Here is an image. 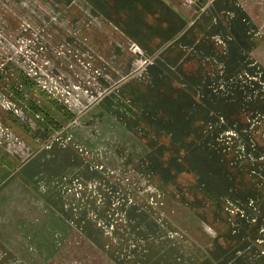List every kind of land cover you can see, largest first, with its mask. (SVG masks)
<instances>
[{
  "label": "rangeland",
  "instance_id": "obj_1",
  "mask_svg": "<svg viewBox=\"0 0 264 264\" xmlns=\"http://www.w3.org/2000/svg\"><path fill=\"white\" fill-rule=\"evenodd\" d=\"M174 1L186 11L188 32L195 37L191 41L195 51L189 49L188 54L199 67L203 63L205 73L204 81L190 82L195 79L190 77L184 82L181 77L179 85L181 89L187 83L183 89L195 103L197 112L189 124L193 128L154 130L149 128L154 114L149 113L142 121L148 130H129L140 143L124 145L119 143L125 131L116 106L106 108L103 102L117 98L125 112L138 110L142 100L145 109L143 95L154 93L150 77H125V83L136 85L116 88L121 77H103L89 56L71 54L67 35L56 48L51 33H36L43 23L36 17L37 0H0V122L13 137L10 148L0 145V159L8 162V154L15 159L12 166L5 161L4 173L0 166L1 175L9 171L13 175L7 183L0 181V238L17 253L25 249L21 257H10L0 244V264H102L104 256L112 264H153L163 249L176 250L168 240L198 228L220 234L240 253L246 249L245 264H262L264 0ZM45 4L51 8V1ZM45 20L50 25L51 18ZM201 96L207 98L203 104L195 101ZM147 109L153 111L152 105ZM140 133L149 135L150 144H144ZM56 139L70 140L92 155L101 173L107 174L86 179L98 187L94 193L86 189L85 178L63 180L65 186L75 181L77 189L83 187L75 200L64 202L76 209L71 223L77 233L92 235L93 241L69 242L66 236L65 241H47L51 213L35 208L48 201L46 193L17 186L14 175L20 173L15 170L27 156L26 145L36 151L49 148ZM15 154L25 155L18 159ZM102 199L105 214L96 206ZM91 215L101 219L105 237H112L103 238L94 225L89 226L90 233L86 226L84 233L81 219L87 222ZM37 222L44 228L42 242L34 241L38 234L28 232ZM63 231L68 235L66 228ZM94 249L100 256L91 253Z\"/></svg>",
  "mask_w": 264,
  "mask_h": 264
},
{
  "label": "crops",
  "instance_id": "obj_2",
  "mask_svg": "<svg viewBox=\"0 0 264 264\" xmlns=\"http://www.w3.org/2000/svg\"><path fill=\"white\" fill-rule=\"evenodd\" d=\"M47 1H51V8L45 4ZM38 3L40 8L36 10L37 13L35 12L36 17L41 18L43 23L36 33H51L52 41L57 44L56 48L62 47L59 46L61 38L66 39L65 35H67V49L71 54L89 56L92 64L102 69L101 76L103 77H121V80H118L121 84L116 88L127 89L128 85H136L131 82L125 83V77H150L148 83L154 93L143 95V100L146 101L145 109L142 108V100L139 101L138 110L131 109L125 112L119 109L115 97V102L111 99L112 97L103 102L106 108L111 107L114 103L115 113L122 119L124 126L121 128L127 134L123 132L122 136L125 137L121 139L120 144L140 143V138L133 137L129 130H148L147 124L144 125L142 121L146 120L149 113L154 114L153 119L149 121L151 123L149 128L154 130L166 129V127L167 129L173 127L172 129L181 128L183 130L193 128L189 124H193L191 118L193 111L197 112L194 108L195 103L189 101V93L187 89H183L187 88V83L181 89L179 85H181V77H184V82H188L190 77H195L190 82L204 81L205 73L203 63H200L199 67L198 60L191 59V56L194 55L189 56L188 54L189 49L195 51L196 45H191V41H194L195 37L191 39L193 33L188 32L191 27L188 25L186 11L181 10V5L175 3L174 0H37V5ZM49 8L51 13L47 12ZM48 17L51 18L50 25L46 20L44 21ZM136 47L140 49V52H136ZM103 90L107 92L106 89ZM128 93L129 91L126 90L123 96L127 98ZM115 94L118 96L117 93ZM149 99L150 103H147ZM205 100L207 98L205 99L204 96L195 99V101H202V104ZM149 104L152 105L153 111H148ZM140 111L144 114L138 115ZM198 127L199 129L203 128V126ZM8 133L10 134V129L1 121L0 145L3 147L7 145L10 148L9 144L13 142V137ZM138 135L143 138L144 144H150L149 135L145 136L141 133ZM152 139L156 141L155 133H152ZM54 141L49 148L40 146L41 149L36 151H32L25 144L27 156L23 154L25 157L24 160L21 159L22 165L15 170L20 174L14 175L17 176L19 184L17 186L21 190H27L29 187L42 196L44 192L46 193L45 198L48 201L38 203L39 205H35V208L38 207L37 209L43 211V214L46 210L47 214L51 213L49 221L52 229L48 231L51 234L47 237V241L60 242L66 239L69 242L76 241V239L93 241L92 235L89 237L86 233V226L88 233L91 232L90 225H94L97 233L103 238L112 237L111 235L105 237L103 229H101L103 226L101 219L95 215H91V220L87 218V222H85V218L81 219L84 222L81 224H84L86 236L82 237L77 233L71 223L76 209L70 204L65 206V202L75 200L76 194L79 195L83 191V187L77 189L75 181L72 185L65 186L63 183L66 177L74 179L79 176L83 180L85 178L84 181L87 184L89 183L87 178L93 175L107 176V174L101 173L102 167L98 165V161L93 159L92 155L84 153L80 147L77 148L76 145L70 144V140L60 142L61 140L56 139ZM79 145L81 144L79 143ZM29 151L33 153L29 154ZM8 155H10L8 162L6 159H0L1 172L3 173L6 167L5 161L11 166L15 161L11 154ZM15 156L20 158L18 154ZM3 162L4 164H2ZM92 166L98 172L93 171ZM111 174L114 173L111 172ZM12 176L11 171L5 175L0 174V181L7 180L5 182L7 183L10 181L8 179H13ZM28 183L30 185L33 183V186L31 185V187ZM87 185L85 187L90 193H94L93 189L98 188ZM60 186L62 187L60 188ZM80 190L82 191L80 192ZM96 202H98L96 206L105 214L107 208L104 200ZM98 208L96 209L99 210ZM35 224L36 222H34ZM197 226L199 225L197 224ZM64 228L68 230V235H65ZM43 230L40 222H37L35 230L28 232L38 234V238H34V241L42 242L45 240L42 238V234L45 235L42 233ZM168 242L171 243V248L176 250L163 249L155 257L153 264H245V261H242L249 257L246 256V249L240 253L237 251L239 248H234L235 246H230L222 240L220 234L202 233L200 228L196 233L180 234L174 241L168 240ZM0 244L5 247L3 249L6 252H11L10 257H21L20 254L25 253V249L23 252L17 253L15 247L12 249V245H10L11 249H8L9 245L1 238ZM1 246L0 250L2 251ZM91 253L100 256V251L97 249L92 250ZM5 255L8 256L4 253ZM102 260V264H112L108 262L106 256L102 257ZM262 264H264V259Z\"/></svg>",
  "mask_w": 264,
  "mask_h": 264
},
{
  "label": "built area",
  "instance_id": "obj_3",
  "mask_svg": "<svg viewBox=\"0 0 264 264\" xmlns=\"http://www.w3.org/2000/svg\"><path fill=\"white\" fill-rule=\"evenodd\" d=\"M136 52H140V49L138 47L135 48Z\"/></svg>",
  "mask_w": 264,
  "mask_h": 264
}]
</instances>
